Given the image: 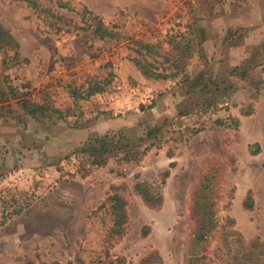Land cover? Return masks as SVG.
Wrapping results in <instances>:
<instances>
[{
	"label": "rangeland",
	"instance_id": "374dc122",
	"mask_svg": "<svg viewBox=\"0 0 264 264\" xmlns=\"http://www.w3.org/2000/svg\"><path fill=\"white\" fill-rule=\"evenodd\" d=\"M38 1L54 16L0 0V26L20 53L6 66L0 48V264H140L149 254L152 264H183L191 195L210 164L220 167L219 227L205 251L210 264H264V85L252 115L237 116L250 87L229 76L246 61L242 72L264 82V0H62L67 8ZM84 6L125 37L91 38ZM188 38L200 41V56L184 58V76L146 79L131 60L135 40L169 54L176 51L169 40L183 46ZM149 58L161 60L154 50ZM109 70L115 77L103 93L73 104L68 81ZM45 89L63 118L33 117L18 102H41ZM105 133L146 152L136 163L109 156L91 165L80 148ZM171 160L162 205L150 208L133 182L158 181L157 169ZM113 193L126 200L119 236L109 232L108 204L99 207ZM248 193L251 208L243 206ZM44 199L63 213H43ZM66 200L67 208L58 206Z\"/></svg>",
	"mask_w": 264,
	"mask_h": 264
},
{
	"label": "trees",
	"instance_id": "16d2710c",
	"mask_svg": "<svg viewBox=\"0 0 264 264\" xmlns=\"http://www.w3.org/2000/svg\"><path fill=\"white\" fill-rule=\"evenodd\" d=\"M13 1V0H12ZM15 1H23L25 4L30 7L33 12H38L40 10L47 11L52 17L54 13L51 11L49 7H44L42 3L38 0H15ZM56 5L59 8H67V2L58 0ZM87 12L88 17L93 20L88 23L87 30L89 32V36L91 38L97 37L99 39H114V38H122L125 37L120 31L114 30V28H110L108 26H104L102 23V19L99 15L94 14L87 7H83V13ZM57 21L50 20V25H55L57 27ZM57 29H59L57 27ZM133 41V40H130ZM135 44L137 47L130 48L135 53L134 56L131 57L132 62L136 66L137 70L140 74L150 80H159V79H172L177 77L180 73L183 72V76L185 75V67H184V58L193 56L194 52L197 51L200 56V41L198 40L195 45L192 44V39L188 38L187 42L183 46H179L178 42L173 39L169 40L167 43L172 45L174 43L173 48L176 50L171 51V53H161L160 44H151L149 42H144L141 40H135ZM18 42H16L9 33L8 30L2 28L0 26V48L5 52L4 62L7 66V61L16 60L20 56L19 50H17ZM196 49V50H195ZM151 50L156 52V55L161 57L158 65H156L157 58L150 59L149 53ZM246 62V61H245ZM245 62H242L240 65L235 66L229 71L230 75L238 76L242 80H248V83L252 87V92L250 95L249 102L246 104H242L239 108L241 115H249L253 113V103L255 100V96H258L259 90L262 87V80L258 77L257 79H251L247 77L244 72L245 71ZM107 66L111 67L112 65L107 62ZM248 66V65H247ZM198 74L194 76L197 77ZM115 77V73L112 70H109L105 77L97 78L92 76H85V78L77 83L75 79H71L65 84L67 88V93L72 100L73 104L78 101H85L90 98V96L103 93L107 87L110 85L111 80ZM190 85L188 89H192ZM43 92V98L41 102H33L30 97H19L18 102L21 107L31 116L37 117L38 115H46L47 113L50 115H56L57 118H63L62 109L56 107L54 105L53 100L49 98V92L45 89ZM67 110H69L67 108ZM229 116H227L224 120L218 119L217 124H225L224 121L228 120ZM237 117L231 116V120L236 122ZM155 128H151L147 131V135H151V132L154 131ZM259 151L260 146L258 143ZM81 151L88 152L90 164L91 165H102L106 162L109 156H115L118 160L124 162L133 161L134 163L139 162L144 152H146L145 148L140 150L137 144H129V142L121 143L120 135L108 134L105 133L102 136H98L93 139H89L87 143H84L81 148ZM255 152V153H256ZM175 165L174 161H170L168 167L159 171L157 176L159 180L156 182H149L146 180H138L135 179L133 182V190L136 194L139 195L142 202L150 207V208H158L162 205L163 202V185L166 182L167 177L170 174V168ZM220 167L218 164H210L207 168V171L202 174L200 177V181L197 186L194 188L191 195V203L189 209V217L193 222V230H192V238L187 248L184 257L183 264H210L209 259L206 255V248L208 242L213 237L214 233L217 231L219 225L216 217V209H215V192L216 186L218 182V173ZM108 204V212L111 215L112 226L110 228L111 234L121 235L123 233L125 223L127 221V211H126V200L117 193H113L108 195L105 202L101 203L99 207L105 206ZM253 205V199L250 194H247V198L243 202V206L245 208H251ZM4 222H1L3 224ZM195 248H200L196 250ZM201 251V252H197ZM156 261L155 257L152 254H149L148 257H144L141 259L140 264H152ZM23 264H36L34 260L27 259ZM44 264V263H42Z\"/></svg>",
	"mask_w": 264,
	"mask_h": 264
},
{
	"label": "crops",
	"instance_id": "0c3cea01",
	"mask_svg": "<svg viewBox=\"0 0 264 264\" xmlns=\"http://www.w3.org/2000/svg\"><path fill=\"white\" fill-rule=\"evenodd\" d=\"M242 62V61H241ZM240 62V63H241ZM236 65H238V64H236ZM235 65V66H236ZM234 66V67H235ZM229 76H232V75H230L229 74ZM247 85L250 87V90L247 92V94L245 95V99L239 104V106H241L244 102H246V101H249V99H250V95H251V92H252V87H251V85L247 82ZM263 85H264V82H263ZM259 92H260V90H259ZM235 95H236V93L235 94H233L232 95V97L234 98L235 97ZM258 99H259V93H258V98H257V101H258ZM256 101V102H257ZM256 107V106H255ZM241 114H240V111H239V109H238V115L237 116H240ZM250 115H252V114H249V115H243V117H247V116H250ZM238 118V117H237ZM258 143V142H257ZM259 144V143H258ZM260 146V145H259ZM172 161V160H171ZM169 164V163H168ZM167 167H168V165H167ZM167 167H160L159 169H157V173L159 172V171H161V170H163V169H165V168H167ZM174 167V166H173ZM173 167H171L170 168V174H171V169L173 168ZM170 174H169V176L167 177V178H169L170 177ZM54 198V197H53ZM45 200V199H44ZM46 201L47 200H45V203L44 204H39L38 205V207L41 209V211L43 212V213H45V214H55V213H57V214H61V213H63L61 210L59 211H57V210H55L53 207V205H51L50 204V202L49 203H47L46 204ZM58 206H62V207H66L67 208V200L65 201V202H61V203H59L58 204Z\"/></svg>",
	"mask_w": 264,
	"mask_h": 264
},
{
	"label": "built area",
	"instance_id": "2783aa9c",
	"mask_svg": "<svg viewBox=\"0 0 264 264\" xmlns=\"http://www.w3.org/2000/svg\"><path fill=\"white\" fill-rule=\"evenodd\" d=\"M72 161H74V159H72Z\"/></svg>",
	"mask_w": 264,
	"mask_h": 264
}]
</instances>
